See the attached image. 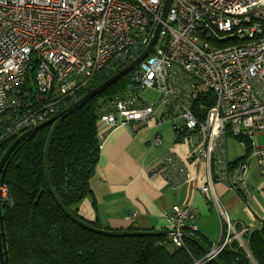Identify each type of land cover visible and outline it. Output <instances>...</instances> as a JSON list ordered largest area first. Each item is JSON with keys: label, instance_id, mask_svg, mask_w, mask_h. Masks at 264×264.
Wrapping results in <instances>:
<instances>
[{"label": "built area", "instance_id": "obj_1", "mask_svg": "<svg viewBox=\"0 0 264 264\" xmlns=\"http://www.w3.org/2000/svg\"><path fill=\"white\" fill-rule=\"evenodd\" d=\"M164 4L0 0V121L11 112L19 115L0 138L21 134L71 106L110 63L139 57L161 24L127 86L100 96L98 134L101 141L103 130L148 122L163 109L160 122L171 123L175 141L204 160L206 181L198 189L222 219V242L192 263L205 264L233 239L246 247L241 235L248 229L236 232L216 182L250 197L246 172L252 157L264 174V0H172L163 19ZM150 88L159 92L156 102L142 96ZM231 138L250 148L238 165L229 157ZM162 141L157 134L153 143ZM154 173L177 185L197 179L175 148L163 154ZM196 214L191 206L163 211L176 247L185 246L183 231H197Z\"/></svg>", "mask_w": 264, "mask_h": 264}, {"label": "trees", "instance_id": "obj_2", "mask_svg": "<svg viewBox=\"0 0 264 264\" xmlns=\"http://www.w3.org/2000/svg\"><path fill=\"white\" fill-rule=\"evenodd\" d=\"M127 64L128 61L110 63L107 71L98 73L91 86L78 93L77 100ZM34 71L31 70L32 77ZM130 77L128 73L69 114L55 132L50 149L52 181L63 203L79 217V203L92 192L90 180L100 156L99 98L124 89ZM18 116L11 112L3 117L0 136ZM51 127L47 125L33 138L18 143L3 167L6 195L1 199V211L8 264H192L205 254L202 247L189 238H185V246L176 247L168 235H105L70 218L55 200L46 175L45 148ZM19 135L0 138V159ZM249 153L250 148H246V155L233 164L245 161ZM139 229L133 226L128 230ZM194 234L212 247L197 231ZM242 239L257 264H264V226L247 230ZM218 257L225 264H253L237 239L225 245ZM205 264L218 263L210 260Z\"/></svg>", "mask_w": 264, "mask_h": 264}, {"label": "crops", "instance_id": "obj_3", "mask_svg": "<svg viewBox=\"0 0 264 264\" xmlns=\"http://www.w3.org/2000/svg\"><path fill=\"white\" fill-rule=\"evenodd\" d=\"M160 117L157 113L148 122L132 121L103 130L99 161L90 180L92 192L81 200L77 212L85 220L108 229L126 230L136 226L169 230L163 211L173 206H191L197 213L193 221L197 232L213 247L222 242L224 235L214 202L198 189L206 181L204 160L191 157L187 144L176 142L172 125L161 123ZM157 134L163 139L159 145L153 143ZM169 148H175L197 175L196 180L177 185L163 174L154 173ZM246 177L252 190L250 197L224 182L215 184L218 199L236 232H242L244 227L250 232L264 226V174L257 159L249 164ZM249 222L259 224L252 227ZM245 249L252 263L257 264Z\"/></svg>", "mask_w": 264, "mask_h": 264}, {"label": "water", "instance_id": "obj_4", "mask_svg": "<svg viewBox=\"0 0 264 264\" xmlns=\"http://www.w3.org/2000/svg\"><path fill=\"white\" fill-rule=\"evenodd\" d=\"M172 0H165V4L163 7V19L166 18L170 5H171ZM161 28V24H159L158 28L156 29L155 35L148 46V48L139 56L137 57L134 61L131 63L125 65L115 73H113L110 77L93 87L89 92H87L85 95H83L80 99H78L75 103H73L71 106L66 108L65 110L61 111L59 114L56 116L42 122L41 124H38L23 133H21L6 149L4 154L2 155L0 159V264H8L7 263V258L5 257V251H4V242H3V224H2V211H1V199L3 196V188L4 186V180H3V167L6 163V160L12 150L17 146L18 143H20L24 139H31L34 137L36 132L40 130L41 128L47 126V125H52L51 130L49 132L47 142H46V148H45V169H46V175L49 183V187L51 189V192L59 204V206L67 213V215L72 218L75 222L79 223L83 227L90 229L92 231H95L97 233L105 234V235H112V236H141V235H169L171 233V230L167 229H139V230H114V229H108L104 227H99L96 225H93L83 219H81L79 216L74 214L61 200L60 196L58 195L53 181L51 177V172H50V149H51V144L55 135V132L60 125V123L71 113L74 111L78 110L81 108L84 104H86L89 100L93 99L96 96H99L103 91H105L107 88H109L112 84L120 80L122 77L126 76L128 73H130L134 68H136L139 63L149 54L151 49L153 48V45L159 35V30ZM183 236L185 238H189L196 242L199 246L202 247V249L205 251V253L210 252L211 247L205 244V242L196 234L190 233L183 231L182 232ZM212 260L217 262L218 264H225L223 263L218 255H214Z\"/></svg>", "mask_w": 264, "mask_h": 264}, {"label": "rangeland", "instance_id": "obj_5", "mask_svg": "<svg viewBox=\"0 0 264 264\" xmlns=\"http://www.w3.org/2000/svg\"><path fill=\"white\" fill-rule=\"evenodd\" d=\"M165 41L166 40H163L162 43H160V44H163ZM130 74H131V72H130ZM142 96L156 102L159 99L160 95L156 89L150 88V89L144 90L142 92ZM162 111H163V109H160L158 114L161 115ZM166 123L171 124L170 122H166ZM260 143H261V145H264V141H263L262 136L260 137ZM245 155H246V148L244 146L240 145L236 139L231 138L230 142H229V157L231 159H238V158L243 157ZM253 158L254 157H252L249 164L255 163L256 159H253ZM249 224H250V226L255 227L259 224V222H257V223L249 222Z\"/></svg>", "mask_w": 264, "mask_h": 264}]
</instances>
